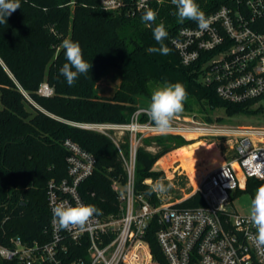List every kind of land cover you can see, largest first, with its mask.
<instances>
[{
    "label": "trees",
    "instance_id": "16d2710c",
    "mask_svg": "<svg viewBox=\"0 0 264 264\" xmlns=\"http://www.w3.org/2000/svg\"><path fill=\"white\" fill-rule=\"evenodd\" d=\"M131 2V0H126ZM228 0H196L208 16ZM21 8L0 24V237L4 245L19 237L27 246L42 245L52 238L51 213L47 187L51 180L67 177L63 142L70 139L96 158L93 176L81 184L79 191L89 205L101 210L102 216L119 212L118 193L112 185L119 179L126 183L119 151L107 136L81 128L83 124H125L139 108L138 95L151 98L157 88L168 83H182L187 91L184 110L210 123L227 124L232 119L264 114L260 100L233 104L223 101L214 86L200 82L203 60L185 66L171 39L195 21L181 23L171 0L153 2L148 9L157 13L155 22L142 21L148 10L129 16L126 10L105 11L98 0H20ZM163 23L168 37L164 44L168 55L150 53L160 47L153 29ZM69 38L79 42L83 58L92 65L68 86L59 69L67 63L61 48ZM109 71L121 79L112 97L99 95L96 84ZM43 83L54 89V95L43 97L38 90ZM222 111V112H219ZM224 114L214 117V113ZM226 118L228 120H226ZM145 117L141 121H145ZM127 140V136L123 137ZM193 140L181 136H157L144 140L138 150L136 192L154 205L165 203L158 192H151L147 181L166 178L160 159ZM128 150V142L122 143ZM156 148V152L149 150ZM227 161L235 158L233 150L223 149ZM192 182L195 178L191 177ZM185 188L187 180L175 181ZM264 180L249 179L241 184L233 200L242 194L255 196ZM180 197H177L179 199ZM204 205L199 194L184 201L182 207ZM157 227L150 224L146 240L161 262L162 254L155 239ZM0 264H21L4 260Z\"/></svg>",
    "mask_w": 264,
    "mask_h": 264
},
{
    "label": "built area",
    "instance_id": "2783aa9c",
    "mask_svg": "<svg viewBox=\"0 0 264 264\" xmlns=\"http://www.w3.org/2000/svg\"><path fill=\"white\" fill-rule=\"evenodd\" d=\"M105 11L126 10L134 16L161 0H98ZM210 27L181 28L171 39L185 66L203 60L200 82L214 86L226 102L264 103V0H228L210 13ZM38 94L54 95L43 83ZM145 109V108H143ZM136 110L128 123L83 124L81 128L99 132L117 146L126 183L114 181L118 193L117 214L94 216L85 231L60 229L52 209L60 203L86 204L80 194L82 183L94 174L96 158L78 143L67 139V177L51 180L47 187L52 238L42 245L27 246L11 238L4 245L0 237V257L21 264H264V252L249 238L256 229L250 216L229 209L233 195L249 179L264 180V126L210 123L192 113L178 114L172 131L161 135L153 130L147 112ZM145 117V121L141 118ZM127 136V140L123 137ZM157 136H181L187 140L223 139L234 142L235 158L206 172L198 185L171 203L154 205L136 192V164L144 140ZM128 142L125 152L122 143ZM149 150L153 151L152 148ZM238 164L243 178L234 170ZM245 180V181H243ZM199 194L204 205L182 207ZM157 227L155 239L161 262L146 240L148 228Z\"/></svg>",
    "mask_w": 264,
    "mask_h": 264
},
{
    "label": "clouds",
    "instance_id": "9594fccd",
    "mask_svg": "<svg viewBox=\"0 0 264 264\" xmlns=\"http://www.w3.org/2000/svg\"><path fill=\"white\" fill-rule=\"evenodd\" d=\"M176 6L179 21H195L200 30H207L210 27V19L200 9L196 0H171ZM21 8L20 0H0V24H6L7 18L17 9ZM144 22H155L157 13L148 9L141 17ZM153 37L160 47H150V53H160L168 55L170 49L164 44L168 37V32L163 23H160L153 29ZM61 48L65 50L64 55L67 63L59 69L68 86H73L80 74H86L92 65L83 58V52L79 42L66 38L62 41ZM187 99L185 86L180 83L165 82L163 86L154 90L150 102L143 111L147 112L149 119L153 124V130L161 135L172 131L174 118L183 112L184 102ZM151 187V192H167L172 185L165 184L163 180L147 181ZM53 218L60 229H78L81 232L87 229L90 220L94 216L102 214L101 210L94 205L77 203L76 206L57 204L52 209ZM250 221L256 229L255 235L249 238L258 250L264 252V185L257 188L254 199L250 204Z\"/></svg>",
    "mask_w": 264,
    "mask_h": 264
},
{
    "label": "rangeland",
    "instance_id": "374dc122",
    "mask_svg": "<svg viewBox=\"0 0 264 264\" xmlns=\"http://www.w3.org/2000/svg\"><path fill=\"white\" fill-rule=\"evenodd\" d=\"M121 82L119 75L116 71H109L97 84L98 93L104 98L112 97L117 90ZM134 102L138 108H146L150 102V98L144 95H138L135 97ZM263 102H259L257 105H261ZM1 94H0V108ZM222 112V111H219ZM214 117L224 114H218L215 112ZM226 120H228L226 118ZM228 125H240V126H264V114L259 116H248L232 119ZM234 142L223 139H210V140H194V143L188 147H182L165 156L160 161H163L165 166L155 167L156 170L164 171L166 178L162 179L163 182L171 184L172 187L164 193H159L160 197L164 199L165 203H171L177 200V197L184 196L190 188H194L197 178L206 170H211L218 165L227 162V154L223 149L232 150ZM153 152H156V148H152ZM234 170L243 178V174L238 164H234ZM179 177L185 178L187 184L185 188L180 187L175 181L179 180ZM191 177L195 178V182H192ZM245 181V180H243ZM254 197L251 194H242L233 200L229 209L236 211L240 215L250 216V204Z\"/></svg>",
    "mask_w": 264,
    "mask_h": 264
},
{
    "label": "bare ground",
    "instance_id": "6f19581e",
    "mask_svg": "<svg viewBox=\"0 0 264 264\" xmlns=\"http://www.w3.org/2000/svg\"><path fill=\"white\" fill-rule=\"evenodd\" d=\"M219 166V165H218ZM209 170H206V171H204L202 174H200L199 175V177L197 178V181H196V185H195V187L198 185V183L201 181V179H202V177H203V175L206 173V172H208Z\"/></svg>",
    "mask_w": 264,
    "mask_h": 264
}]
</instances>
